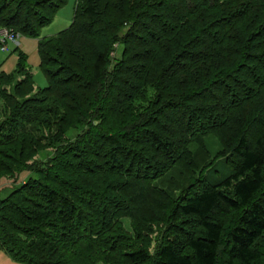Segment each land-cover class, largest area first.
<instances>
[{"label": "trees", "instance_id": "trees-1", "mask_svg": "<svg viewBox=\"0 0 264 264\" xmlns=\"http://www.w3.org/2000/svg\"><path fill=\"white\" fill-rule=\"evenodd\" d=\"M67 1L0 0V28L38 37ZM263 9L262 0H74L71 24L38 40L47 85L37 91L13 43L16 67L0 71V179L14 182L0 190V248L24 264L99 252L107 264H221L222 248L226 264L260 258ZM211 136L231 166L202 185L191 173L215 158ZM42 148L54 150L28 163ZM192 153L202 167L186 173ZM83 173L97 175L96 187ZM123 218L201 230L179 228L183 238L167 235L153 253Z\"/></svg>", "mask_w": 264, "mask_h": 264}, {"label": "rangeland", "instance_id": "rangeland-1", "mask_svg": "<svg viewBox=\"0 0 264 264\" xmlns=\"http://www.w3.org/2000/svg\"><path fill=\"white\" fill-rule=\"evenodd\" d=\"M73 6H74V0H68L67 3L63 5L57 11V13L52 18V20L48 24L40 28L38 37L31 38V37H24L22 35H18L17 41H18L19 48L27 55L26 62L33 75L34 91H37L38 89L43 88L47 85V79L39 67L40 58H39V54L37 50L38 40L43 37H51L55 35L56 33H58L59 31L63 30L64 28L68 27L72 22ZM14 44L16 43L14 42ZM14 44L13 42L7 41L5 43L6 49H2L1 48L2 46L0 45V71L11 72L16 67L18 56H17V53L11 52L13 48L15 47ZM139 48H143V47H139ZM122 49H123L122 44L119 45L118 43H116L114 46V50L111 53L112 58L114 57L117 59L118 57H120ZM115 60L113 62H115ZM113 64L111 65V67L113 66ZM0 105H1V102H0ZM1 108L2 107H0V110ZM253 128L255 131L257 130V127L254 126ZM68 137L70 136L68 135L67 137H64V140ZM205 141H206L205 148H208L210 152L214 154L218 150V145L216 144L217 142L216 137L214 138L211 136L208 140L206 139ZM53 150L50 148L49 149L42 148V151H41L42 153L41 152L36 153L33 156V158L28 160V163H32V162L47 158L48 156H50ZM150 154L152 155L153 158L154 156L155 158H157L158 156V154L154 153V151H151ZM216 154L212 155V157H215V158L214 159L212 158L213 159L212 162L208 164L207 167H205L206 169L204 170L205 172L203 174L200 173L199 170H196V171H199L197 173L196 171L191 173L193 179L200 181L199 184L203 185L204 183H207L208 179L211 182H213V180L217 179L220 176L221 172L229 173L228 169L231 166V163L229 162V159L227 158V156L223 155V156L217 157L218 155L216 156ZM17 158H19V156ZM92 159H94V157ZM155 160L156 162L159 161L158 159H155ZM186 160L187 162L185 161L182 163L184 164L182 166L185 168L183 170L186 173L191 172L189 171L191 170L190 167H194L196 165H200L199 167H202L198 156L194 155L193 153L192 155L186 156ZM185 165H187V167ZM83 175H85V177H82ZM82 176L80 177V175H78L81 181H86L85 184H87L88 187H91V186L92 188L96 187L94 186L95 185L94 180H96L97 175H90L89 177L88 175L83 173ZM84 178L85 180H82ZM89 178H91L90 179L91 181H88ZM13 183L14 182L9 174L5 175L4 177L0 179V190L3 189L2 190L3 193L1 194L2 195L1 197H4L6 194L5 188L14 187ZM199 187L200 186H197V188ZM123 220H124L125 225L121 227L123 228L125 234L129 235L134 243H141L142 245H148L149 246L148 250L153 253L155 252L154 249L158 247L159 243L167 235L173 238H176L175 236L183 238L184 235L183 236L181 235L179 228H182L186 230L187 233L193 234V235L199 234L201 230V226H176V228L172 229V228H169L168 226H163L162 222H153L152 225H148L145 223L137 224L135 222L134 224H132V221L128 218L127 219L123 218ZM96 229L98 228L96 227ZM117 232H118V228L116 226L113 227L110 231L112 235L116 234ZM256 245L258 247V250L260 251V258H258L257 260H254L253 264H264V232L262 236H259L256 239ZM72 251L79 252L81 250L73 247ZM86 251L88 252V248H86ZM73 252L68 250L66 253L70 254L72 257V255H75ZM80 253L84 254V252H80ZM101 255H104V253L99 252V253L93 254L92 256L77 255L78 258L77 257L76 258L72 257V258L76 261H80V263L78 262L79 264H107V262H105L103 259L101 260ZM226 259L227 258L225 256V252L223 251V248H222V251L219 257V260L222 261L221 264H226L227 262ZM0 264H24V263H20L16 261L12 256H10V254H8L5 250L0 248ZM234 264H240V263L234 261Z\"/></svg>", "mask_w": 264, "mask_h": 264}, {"label": "built area", "instance_id": "built-area-1", "mask_svg": "<svg viewBox=\"0 0 264 264\" xmlns=\"http://www.w3.org/2000/svg\"><path fill=\"white\" fill-rule=\"evenodd\" d=\"M19 34H15L10 30H7L6 28H1L0 29V43H1V48L6 49L5 43L7 41L15 42L18 44L17 38Z\"/></svg>", "mask_w": 264, "mask_h": 264}, {"label": "crops", "instance_id": "crops-1", "mask_svg": "<svg viewBox=\"0 0 264 264\" xmlns=\"http://www.w3.org/2000/svg\"><path fill=\"white\" fill-rule=\"evenodd\" d=\"M1 29V28H0ZM8 253V252H7ZM9 254V253H8ZM11 256V255H10Z\"/></svg>", "mask_w": 264, "mask_h": 264}]
</instances>
